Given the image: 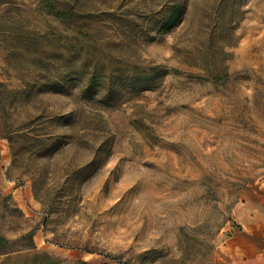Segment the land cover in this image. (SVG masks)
Returning a JSON list of instances; mask_svg holds the SVG:
<instances>
[{"label":"rangeland","instance_id":"obj_1","mask_svg":"<svg viewBox=\"0 0 264 264\" xmlns=\"http://www.w3.org/2000/svg\"><path fill=\"white\" fill-rule=\"evenodd\" d=\"M0 124L45 139L0 137V264H214L264 221V0H0Z\"/></svg>","mask_w":264,"mask_h":264},{"label":"crops","instance_id":"obj_2","mask_svg":"<svg viewBox=\"0 0 264 264\" xmlns=\"http://www.w3.org/2000/svg\"><path fill=\"white\" fill-rule=\"evenodd\" d=\"M214 264H264V221L232 234L218 248Z\"/></svg>","mask_w":264,"mask_h":264},{"label":"trees","instance_id":"obj_3","mask_svg":"<svg viewBox=\"0 0 264 264\" xmlns=\"http://www.w3.org/2000/svg\"><path fill=\"white\" fill-rule=\"evenodd\" d=\"M181 15L182 12L180 11V9L176 6L174 7V9H172V11L163 19L162 22V28L164 31L170 30L172 29L175 25H177L179 23V21L181 20ZM96 81V76L93 75L92 77H90L88 84L86 87L83 88V90L81 91V96L84 99H88V97L90 96L89 93L91 91V89L93 88L94 84ZM149 78H141L138 79V81H133L134 85L137 86L138 89L141 90H145V89H149L151 88V85H149L148 83ZM111 90V89H110ZM110 90L106 91V94H108L110 92ZM41 134H34V133H25L22 135H12L11 131H8V127H5L0 124V137H4L7 138L11 144V146H14V144L18 141L24 142L26 144H31L33 146L34 149L39 148L38 146H44L45 145V139H42ZM47 146V144H46ZM53 148H48V151H51ZM35 186V194H36V182L34 183ZM46 210V209H45ZM49 211L46 210L44 213V217H43V221L45 223L49 222ZM35 229H32L28 232V236L32 237L35 233ZM11 242L10 239L4 237V236H0V253H10V252H14L15 249L13 248L14 246H9L7 244H9ZM35 247V246H32ZM79 264H92L88 261H79ZM100 264H129L128 261H118V263H100Z\"/></svg>","mask_w":264,"mask_h":264}]
</instances>
